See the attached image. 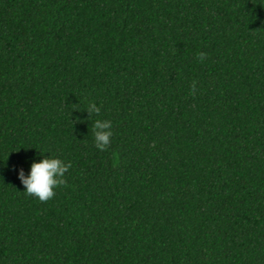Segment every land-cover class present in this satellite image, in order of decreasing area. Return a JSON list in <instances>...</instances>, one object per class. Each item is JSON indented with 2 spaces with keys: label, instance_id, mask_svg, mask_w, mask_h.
<instances>
[{
  "label": "trees",
  "instance_id": "obj_1",
  "mask_svg": "<svg viewBox=\"0 0 264 264\" xmlns=\"http://www.w3.org/2000/svg\"><path fill=\"white\" fill-rule=\"evenodd\" d=\"M0 264H264V0H0Z\"/></svg>",
  "mask_w": 264,
  "mask_h": 264
},
{
  "label": "clouds",
  "instance_id": "obj_2",
  "mask_svg": "<svg viewBox=\"0 0 264 264\" xmlns=\"http://www.w3.org/2000/svg\"><path fill=\"white\" fill-rule=\"evenodd\" d=\"M86 112L88 116L92 114L99 116L101 107L91 103ZM112 129V121L109 119H97L92 122L93 143L96 149L104 151L110 146ZM40 156V159L33 160L27 174L23 168L18 170V179L25 188L24 192L41 202H46L54 198L57 188L66 185L65 174L71 164L58 156H45L44 153H40Z\"/></svg>",
  "mask_w": 264,
  "mask_h": 264
}]
</instances>
